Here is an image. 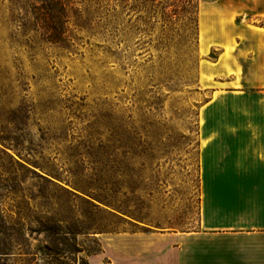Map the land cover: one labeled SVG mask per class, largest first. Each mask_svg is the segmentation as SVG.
<instances>
[{"label": "rangeland", "instance_id": "rangeland-1", "mask_svg": "<svg viewBox=\"0 0 264 264\" xmlns=\"http://www.w3.org/2000/svg\"><path fill=\"white\" fill-rule=\"evenodd\" d=\"M33 1L0 0V264H45L49 241L88 264H180L206 239L186 234L201 106L245 20L213 0H100L49 42Z\"/></svg>", "mask_w": 264, "mask_h": 264}, {"label": "crops", "instance_id": "crops-1", "mask_svg": "<svg viewBox=\"0 0 264 264\" xmlns=\"http://www.w3.org/2000/svg\"><path fill=\"white\" fill-rule=\"evenodd\" d=\"M213 1L233 6L246 26L235 35L230 80L201 106L200 222L186 234L206 239L180 264H264V26L251 24L264 20V0Z\"/></svg>", "mask_w": 264, "mask_h": 264}, {"label": "trees", "instance_id": "trees-1", "mask_svg": "<svg viewBox=\"0 0 264 264\" xmlns=\"http://www.w3.org/2000/svg\"><path fill=\"white\" fill-rule=\"evenodd\" d=\"M96 1L100 0H85L86 3L84 5H78L76 0H34L31 8L35 16V26L48 32V36L46 37L47 41H60L66 32V27L71 18L73 17L75 21L74 24L77 26L84 23L87 11L90 8L89 5L97 4L95 3ZM85 201L93 208H97V205L91 201ZM47 231H49L50 234L54 233V231L49 228H47ZM81 233L87 234L88 232ZM58 243L61 244V248L53 241H51V243L49 241V244L41 247L40 250L43 251L45 256V264H70L64 263L62 259H68L71 264H88L85 258L78 255V253L82 251L81 249L63 241ZM97 251L98 249L90 250L91 253ZM102 264H109V262H103Z\"/></svg>", "mask_w": 264, "mask_h": 264}]
</instances>
